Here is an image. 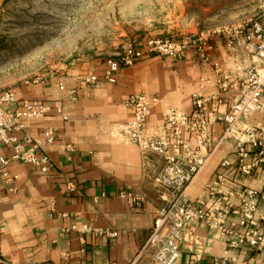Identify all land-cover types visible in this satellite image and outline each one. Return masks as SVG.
I'll return each instance as SVG.
<instances>
[{
    "label": "crops",
    "instance_id": "obj_1",
    "mask_svg": "<svg viewBox=\"0 0 264 264\" xmlns=\"http://www.w3.org/2000/svg\"><path fill=\"white\" fill-rule=\"evenodd\" d=\"M170 28H144L130 34L127 44L151 36L164 37ZM209 44L211 60L227 54L221 37L212 38ZM122 48L13 88L17 100L36 99L60 106L66 119L52 111L33 120L28 128L34 138L41 137L45 127L56 129L55 144L43 148L51 162L47 172L12 162L9 169L18 175L13 192L6 190L0 178V264H152L150 252L142 245L167 198L152 183L163 160L153 153L142 155L135 145L115 137L116 125L132 116L122 101L139 92L157 97L158 103L146 121L147 127H152L161 122L167 106L190 112L192 93H214L216 75L213 64L204 62L192 49L178 61L160 56L142 58L129 68H121L114 83L83 82L87 76H101L105 58L116 56ZM218 111L224 112L225 106H219ZM245 125L264 130V111L246 118ZM223 130L221 122H213L208 157L186 189L191 200L205 207L209 205L208 187L221 172V161H235ZM190 142L194 144L193 137ZM0 154L8 156L10 147L0 144ZM226 173L223 190H260L264 184V167L253 169L248 176L232 168ZM120 192L141 195L144 200L139 208H133L118 196ZM236 218L231 215L227 223ZM71 224L108 228L117 235L65 230ZM226 249L225 238L198 221L193 243L183 245L177 264H215L224 256L227 259L220 264H264V248L242 247L224 254Z\"/></svg>",
    "mask_w": 264,
    "mask_h": 264
},
{
    "label": "built area",
    "instance_id": "obj_2",
    "mask_svg": "<svg viewBox=\"0 0 264 264\" xmlns=\"http://www.w3.org/2000/svg\"><path fill=\"white\" fill-rule=\"evenodd\" d=\"M214 37L223 39L227 54L211 60L207 53L212 50L209 43ZM192 49L204 62L213 64L215 92L192 93L190 112L167 106L161 122L152 127H147L146 121L151 108L158 103L157 97L143 92L131 94L122 104L130 109L132 116L116 125L114 132L116 138L135 145L142 155L153 153L163 160L152 183L167 198L142 245L143 250L150 252L152 264H177L183 245L193 243L198 221L225 238L224 254L242 247L264 248V184L260 190L221 188L231 168L248 176L253 169L264 167V130L245 125L246 118L264 111V0L254 16L203 28L195 35L138 39L123 46L116 56L106 57L101 76H87L83 82L87 85L100 81L114 83L121 68H129L142 58L160 56L178 61ZM59 88H63L61 83ZM219 106H225V111L219 112ZM52 111L66 119L60 106H49L36 99L17 100L13 89L0 92V144L10 147L8 156L0 154V178L8 192L15 191L18 181V175L9 169L12 162L33 166L41 172L49 170L51 162L43 148L55 144L56 129L45 127L41 137L34 138L28 128L33 120ZM214 121L223 124V136L230 141L235 161L233 164L227 159L221 161V172L208 187L209 205L205 207L191 200L186 189L208 157ZM192 137L194 144L190 142ZM118 196L133 208H139L144 200L143 196L131 192H120ZM231 215L237 218L227 223ZM65 230L107 237L117 235L116 231L88 224H71ZM226 259L224 256L215 264Z\"/></svg>",
    "mask_w": 264,
    "mask_h": 264
},
{
    "label": "rangeland",
    "instance_id": "obj_3",
    "mask_svg": "<svg viewBox=\"0 0 264 264\" xmlns=\"http://www.w3.org/2000/svg\"><path fill=\"white\" fill-rule=\"evenodd\" d=\"M262 0H0V92L170 26L168 37L254 16ZM191 28H193L192 31ZM128 39V40H127Z\"/></svg>",
    "mask_w": 264,
    "mask_h": 264
}]
</instances>
